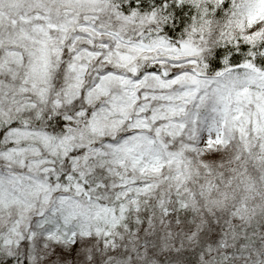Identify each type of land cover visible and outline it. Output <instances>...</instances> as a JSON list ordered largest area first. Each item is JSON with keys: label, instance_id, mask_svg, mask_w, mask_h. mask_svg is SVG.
<instances>
[{"label": "snow or ice", "instance_id": "6c2138e0", "mask_svg": "<svg viewBox=\"0 0 264 264\" xmlns=\"http://www.w3.org/2000/svg\"><path fill=\"white\" fill-rule=\"evenodd\" d=\"M0 264H264V0H0Z\"/></svg>", "mask_w": 264, "mask_h": 264}]
</instances>
